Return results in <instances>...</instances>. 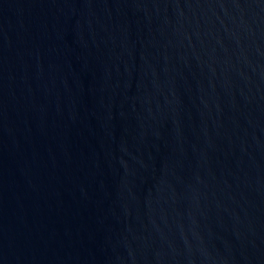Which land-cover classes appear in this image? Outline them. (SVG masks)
<instances>
[{
    "label": "water",
    "instance_id": "water-1",
    "mask_svg": "<svg viewBox=\"0 0 264 264\" xmlns=\"http://www.w3.org/2000/svg\"><path fill=\"white\" fill-rule=\"evenodd\" d=\"M0 264H264V0H0Z\"/></svg>",
    "mask_w": 264,
    "mask_h": 264
}]
</instances>
